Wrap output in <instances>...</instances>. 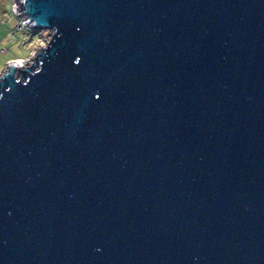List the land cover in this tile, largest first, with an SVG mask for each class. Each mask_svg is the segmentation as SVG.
<instances>
[{"label": "water", "instance_id": "1", "mask_svg": "<svg viewBox=\"0 0 264 264\" xmlns=\"http://www.w3.org/2000/svg\"><path fill=\"white\" fill-rule=\"evenodd\" d=\"M13 9L0 264H264V0Z\"/></svg>", "mask_w": 264, "mask_h": 264}, {"label": "rangeland", "instance_id": "2", "mask_svg": "<svg viewBox=\"0 0 264 264\" xmlns=\"http://www.w3.org/2000/svg\"><path fill=\"white\" fill-rule=\"evenodd\" d=\"M16 0H0V74L10 62L29 65L31 53L43 47L50 31L33 30L13 9ZM20 62V63H19Z\"/></svg>", "mask_w": 264, "mask_h": 264}, {"label": "bare ground", "instance_id": "3", "mask_svg": "<svg viewBox=\"0 0 264 264\" xmlns=\"http://www.w3.org/2000/svg\"><path fill=\"white\" fill-rule=\"evenodd\" d=\"M20 63V62H19ZM16 64H18V63H16Z\"/></svg>", "mask_w": 264, "mask_h": 264}, {"label": "built area", "instance_id": "4", "mask_svg": "<svg viewBox=\"0 0 264 264\" xmlns=\"http://www.w3.org/2000/svg\"><path fill=\"white\" fill-rule=\"evenodd\" d=\"M23 20V19H22ZM24 21V20H23ZM28 26V25H27Z\"/></svg>", "mask_w": 264, "mask_h": 264}]
</instances>
